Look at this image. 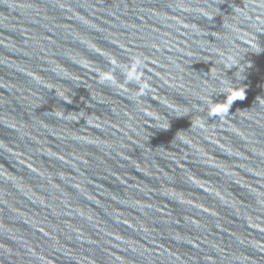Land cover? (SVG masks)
<instances>
[{"label":"water","instance_id":"obj_1","mask_svg":"<svg viewBox=\"0 0 264 264\" xmlns=\"http://www.w3.org/2000/svg\"><path fill=\"white\" fill-rule=\"evenodd\" d=\"M0 264H264V0H0Z\"/></svg>","mask_w":264,"mask_h":264}]
</instances>
